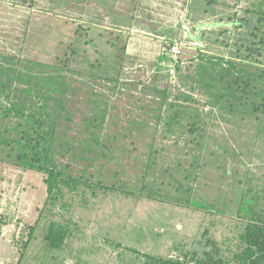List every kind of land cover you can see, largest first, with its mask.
<instances>
[{"label":"rangeland","instance_id":"374dc122","mask_svg":"<svg viewBox=\"0 0 264 264\" xmlns=\"http://www.w3.org/2000/svg\"><path fill=\"white\" fill-rule=\"evenodd\" d=\"M218 1L197 15L218 26L200 42L211 83L194 88L206 61L189 59L188 80L172 84L136 67L108 2L0 0V108L9 94L28 111L47 104L64 178L49 196L45 174L0 148V228L21 264H144L146 253L179 256L209 238L228 257L238 250L243 197L264 210V0ZM166 87L185 104L179 118L160 100ZM51 224L68 229L59 249Z\"/></svg>","mask_w":264,"mask_h":264},{"label":"trees","instance_id":"16d2710c","mask_svg":"<svg viewBox=\"0 0 264 264\" xmlns=\"http://www.w3.org/2000/svg\"><path fill=\"white\" fill-rule=\"evenodd\" d=\"M216 2L220 3L218 0H193L191 8L192 11H195L194 13L206 15L210 12V9H213L212 7L215 6ZM241 7L240 5L236 7L235 13L238 17L241 16ZM172 43L165 46L164 59H171L167 53L170 52ZM122 48L125 50V46H122ZM186 51L187 49L184 48L182 55L175 62V68L178 72L181 70L182 62H184V57L187 54ZM198 57L206 62L199 66V69L197 68L195 74L193 72L190 74L191 87L194 88L200 87L204 83H206V86L211 83L209 79L212 72L209 69L214 64L210 59L208 61L205 60L206 57L201 52H199ZM119 65H122V62H119ZM202 66L203 69L201 68ZM165 67H168L167 75H170L169 65H160L158 69L163 71ZM170 83L172 84V82ZM159 89L155 87V90ZM158 94L168 111L169 108H173L171 110V119L179 118L185 113V104L176 103L173 99L169 100L171 99L169 98L171 94L167 87ZM213 95L218 96V92L216 91ZM174 98L177 99V96H174ZM6 99L5 108H0L2 111L0 121H4L9 117V121L15 118L18 122L13 125H9L8 121L0 124V148L2 149L3 146L10 150V154H7V156L13 158L11 162H16L17 165L24 167L26 170L45 174L47 192L49 196L53 195L60 189L64 181L62 171L53 165L54 153L51 150V145L56 136V118L46 109L47 104L45 102L41 106L39 105L37 108L34 107L28 111L25 103L20 98L14 99L9 94ZM0 159L7 161V159L4 160L2 158L1 153ZM243 200L245 204L243 203L244 205L240 207V211L247 218V224L239 235L238 250L233 253V256L228 257L223 254L221 247L217 245V241L209 238L204 242V245L202 243L201 249L184 250L183 255L179 256L164 257L146 253L144 254V264H264V210L251 205V202L244 197ZM67 234L68 229L64 226L51 224L46 239L50 247L59 249L65 243ZM206 234L207 232L205 231L204 235ZM23 256L24 253L22 252L21 257Z\"/></svg>","mask_w":264,"mask_h":264},{"label":"crops","instance_id":"0c3cea01","mask_svg":"<svg viewBox=\"0 0 264 264\" xmlns=\"http://www.w3.org/2000/svg\"><path fill=\"white\" fill-rule=\"evenodd\" d=\"M96 1L108 2V8L113 13L111 17L116 20L113 22L114 25L119 24L118 30H125L128 33L122 40L121 38L119 40L124 43L125 54L129 61L130 58H132V61L137 58L136 67L156 69V71H152L155 74L158 72V74L166 76V79L172 83H177L178 80L180 82L188 80L189 75L185 76V74L191 69V62L194 63L189 59H197L199 52L202 51V42L204 45H208L213 38H210L211 32L218 26L217 23L212 24V22H205L202 26L203 23L197 21L198 14L194 12L191 20L188 19L187 16L191 13L186 5L187 0ZM139 5L144 8H140ZM193 27H195V30H193ZM176 40L183 42L184 48L187 49V54L177 77L176 74L174 76L167 75L164 70L158 69L160 65H170L168 62L173 59L172 54H169L171 52L167 53L171 59H164V50L167 44ZM200 42L202 45H200ZM4 227L5 225L0 228V240L4 238L5 241L0 243V264H21L24 256L21 257L22 253L20 254L12 245V238H8V231ZM14 231L16 230L14 229Z\"/></svg>","mask_w":264,"mask_h":264},{"label":"built area","instance_id":"2783aa9c","mask_svg":"<svg viewBox=\"0 0 264 264\" xmlns=\"http://www.w3.org/2000/svg\"><path fill=\"white\" fill-rule=\"evenodd\" d=\"M183 50L184 44L180 40L174 41L170 46V52L172 54L173 61L169 65V73L172 76H174L176 72L175 62L177 61L178 57L182 55Z\"/></svg>","mask_w":264,"mask_h":264}]
</instances>
